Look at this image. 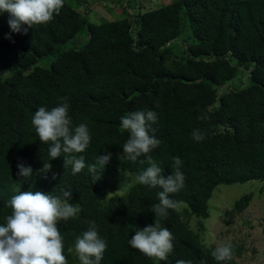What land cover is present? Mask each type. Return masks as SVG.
Returning a JSON list of instances; mask_svg holds the SVG:
<instances>
[{"label":"trees","instance_id":"16d2710c","mask_svg":"<svg viewBox=\"0 0 264 264\" xmlns=\"http://www.w3.org/2000/svg\"><path fill=\"white\" fill-rule=\"evenodd\" d=\"M71 1L64 0L50 23L26 33L27 25L12 32L9 14L0 13V224L19 192L63 198L62 190H71L68 203L80 207L79 217L58 223L68 264L89 221L108 244L100 264H240L239 245L232 244L231 260L219 262L211 255L216 246L205 245L200 235L216 186L259 181L264 188V0H173L143 11L133 6L132 19L98 23L86 17V0ZM61 97L73 126L86 124L92 137L77 154L86 167L76 175L64 168L62 156L49 161V145L31 124L38 108L51 110ZM140 110L157 113L150 134L160 144L150 155L162 175L172 173L173 157L183 161L185 187L170 194L178 207L161 220L173 235L166 261L149 259L128 243L136 229L154 224L151 206L161 191L137 182L147 164L120 159L129 137L120 118ZM202 115L207 119L197 118ZM197 128L207 137L199 143L191 136ZM108 152L112 157L93 184L87 165ZM43 161L52 168L37 175ZM18 162L33 168L30 179L17 175ZM113 170L134 173L135 181L107 197ZM251 199V192L236 198L225 210L226 222ZM182 207L198 229L183 219Z\"/></svg>","mask_w":264,"mask_h":264},{"label":"clouds","instance_id":"9594fccd","mask_svg":"<svg viewBox=\"0 0 264 264\" xmlns=\"http://www.w3.org/2000/svg\"><path fill=\"white\" fill-rule=\"evenodd\" d=\"M63 7L64 0H0V13L9 14V27L17 33L21 31L22 25H27L24 29L26 33L33 26L50 23ZM5 38L11 39V36ZM69 108L67 100L61 97L58 106L51 110L38 108L31 118V124L39 141L49 145V161L62 156L64 168L71 166L72 175H76L86 167L85 157L77 154L88 149L92 137L86 124L73 126ZM197 118L207 119L203 115ZM157 120V113L152 110L133 111L120 118L121 129L129 133L122 146L123 155L120 159L123 157L133 163L139 160L141 165L147 164L136 176L137 182L152 189H161L157 193L159 202L151 206L155 214L154 224L136 229L135 235L128 241L133 249L159 262L166 261L174 247L173 235L168 228L161 226V220L169 216V210L178 207V202L171 199L170 194L178 193L185 187V176L181 171L183 161L180 157H173L172 173L165 178L162 175L163 168L150 155L160 144L159 139L150 134ZM191 136L198 143L207 138L206 133L199 128L194 129ZM111 157L112 153L108 152L97 156L95 163L87 165L93 184L101 178L98 168L103 169ZM141 157L144 159H139ZM49 161H43V167L36 170L37 175L47 174L51 170ZM17 168V175L24 179H30L34 174L33 168L23 162H18ZM71 195V190H62L63 198L42 191L19 192L12 196L8 202L11 213L0 224V264H68L58 223L79 217L80 207L68 203ZM88 223V229L76 237L74 251L80 264H100L108 244L100 237L99 226L95 221ZM233 254L230 243L220 244L211 253L219 262L231 260ZM176 264L192 262L180 259Z\"/></svg>","mask_w":264,"mask_h":264},{"label":"rangeland","instance_id":"374dc122","mask_svg":"<svg viewBox=\"0 0 264 264\" xmlns=\"http://www.w3.org/2000/svg\"><path fill=\"white\" fill-rule=\"evenodd\" d=\"M171 1L173 0H86L89 6L86 17L95 23L125 16L132 19L133 6L143 11L157 8ZM73 5L77 7L76 4ZM80 6H84V4L81 3ZM83 8L80 7L79 10H83ZM108 181L107 197H111L127 190L135 181V177L134 173H120L113 170ZM235 184H222L213 191L208 202L210 214L207 219L202 221L206 228L201 231L200 237L207 246L215 245L217 247L223 243L239 245L241 248L237 260L240 264H264V188L260 191L261 182L259 181ZM249 192L252 193L249 205L242 212L236 214L230 223H227L226 220L229 218L224 214L225 210L232 207L236 198ZM180 211L183 214V219L189 217V224L198 229V224L189 215V212L184 207ZM72 254L75 257L72 264H80L74 250Z\"/></svg>","mask_w":264,"mask_h":264}]
</instances>
